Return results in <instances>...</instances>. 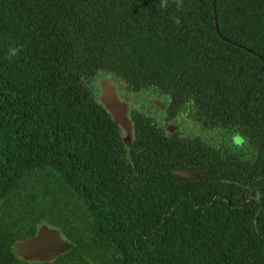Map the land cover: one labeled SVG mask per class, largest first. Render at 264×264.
Returning <instances> with one entry per match:
<instances>
[{"label":"trees","instance_id":"trees-1","mask_svg":"<svg viewBox=\"0 0 264 264\" xmlns=\"http://www.w3.org/2000/svg\"><path fill=\"white\" fill-rule=\"evenodd\" d=\"M159 2L0 0V264L43 223L37 264H264V0ZM101 78L167 104L130 148Z\"/></svg>","mask_w":264,"mask_h":264},{"label":"water","instance_id":"water-1","mask_svg":"<svg viewBox=\"0 0 264 264\" xmlns=\"http://www.w3.org/2000/svg\"><path fill=\"white\" fill-rule=\"evenodd\" d=\"M99 85V101L112 116V119L126 133L125 145L130 148L133 143V121L131 118V108L133 102L120 92L118 82L107 78H101ZM170 132L176 131V127L170 125ZM176 175L186 178L202 180V177L193 171L180 170L174 172ZM74 248V244L65 240L57 230L49 229L47 226L41 228L37 236L17 242L13 246V252L21 259L30 262H50L59 255L69 253Z\"/></svg>","mask_w":264,"mask_h":264},{"label":"flooded vegetation","instance_id":"flooded-vegetation-1","mask_svg":"<svg viewBox=\"0 0 264 264\" xmlns=\"http://www.w3.org/2000/svg\"><path fill=\"white\" fill-rule=\"evenodd\" d=\"M138 100H139V103L138 104H136V105H132V108H131V114H132V110L134 109L133 107H135V108H137L138 110H143L144 112H146V113H152V114H155V113H158V116H160V115H162L163 117L165 116V115H167V104H166V102H165V100H161V99H159V98H156V96L155 95H153V94H148V95H145V97H142V96H140V95H136L135 96ZM132 118V117H131ZM133 121V120H132ZM165 125H166V130L169 132V133H171V134H174V133H176V132H178L179 130H181L182 128V126L185 124V126H186V122H183L182 124H179V123H175V122H173V123H169V122H167L166 120H165ZM170 125H173V126H175L176 127V131H174V132H170L169 131V129H168V127L170 126ZM133 130H134V124H133ZM44 226H47L49 229H52V230H57L56 228H53V227H51V226H49L47 223H43V224H40L38 227H37V232H36V234L34 235V236H31V237H29V238H26V239H23V240H28V239H31V238H33V237H35V236H37V234L39 233V231L41 230V228L42 227H44ZM57 231H59V230H57ZM60 232V231H59ZM61 233V232H60ZM61 236L63 237V235H62V233H61ZM64 238V237H63ZM23 240H21V241H23ZM69 241V240H68ZM16 244V243H15ZM14 244V245H15ZM67 254V253H66ZM61 255H64V254H61ZM61 255H59L56 259H58ZM19 258V257H18ZM20 260H22V261H25V262H28V263H31V264H37V263H52V262H54V261H50V262H41V261H37V262H30L29 260H25V259H21V258H19Z\"/></svg>","mask_w":264,"mask_h":264},{"label":"clouds","instance_id":"clouds-1","mask_svg":"<svg viewBox=\"0 0 264 264\" xmlns=\"http://www.w3.org/2000/svg\"><path fill=\"white\" fill-rule=\"evenodd\" d=\"M171 6H174L177 11H183L185 7V3L184 0H160L158 5L160 9L165 11ZM171 19L177 26L181 24V20L178 16L174 15L172 16ZM22 50H23V45L20 46H16L15 44L10 45L6 59L11 61L14 57H17ZM257 196H259V193H257Z\"/></svg>","mask_w":264,"mask_h":264},{"label":"rangeland","instance_id":"rangeland-1","mask_svg":"<svg viewBox=\"0 0 264 264\" xmlns=\"http://www.w3.org/2000/svg\"><path fill=\"white\" fill-rule=\"evenodd\" d=\"M181 128H182L181 130H185V131L189 130V128L187 126H185V124ZM64 239L67 240L65 237H64Z\"/></svg>","mask_w":264,"mask_h":264}]
</instances>
